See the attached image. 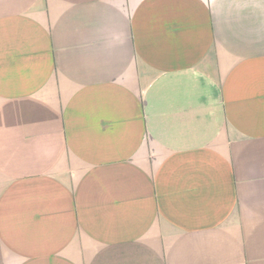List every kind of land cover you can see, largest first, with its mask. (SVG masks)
<instances>
[{
    "label": "crops",
    "instance_id": "crops-1",
    "mask_svg": "<svg viewBox=\"0 0 264 264\" xmlns=\"http://www.w3.org/2000/svg\"><path fill=\"white\" fill-rule=\"evenodd\" d=\"M0 264H264V0H0Z\"/></svg>",
    "mask_w": 264,
    "mask_h": 264
}]
</instances>
